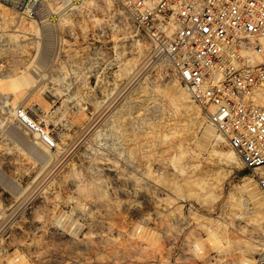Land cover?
Returning a JSON list of instances; mask_svg holds the SVG:
<instances>
[{
	"label": "rangeland",
	"instance_id": "rangeland-1",
	"mask_svg": "<svg viewBox=\"0 0 264 264\" xmlns=\"http://www.w3.org/2000/svg\"><path fill=\"white\" fill-rule=\"evenodd\" d=\"M7 69L30 73L31 86L4 94L58 144L14 119L0 124V264L264 257L251 171L236 152L234 166L217 156L233 149L117 0H0L1 80Z\"/></svg>",
	"mask_w": 264,
	"mask_h": 264
},
{
	"label": "built area",
	"instance_id": "built-area-1",
	"mask_svg": "<svg viewBox=\"0 0 264 264\" xmlns=\"http://www.w3.org/2000/svg\"><path fill=\"white\" fill-rule=\"evenodd\" d=\"M170 62L264 196V0H117ZM12 117L50 148L57 134L0 92ZM256 264H264V257Z\"/></svg>",
	"mask_w": 264,
	"mask_h": 264
},
{
	"label": "bare ground",
	"instance_id": "bare-ground-1",
	"mask_svg": "<svg viewBox=\"0 0 264 264\" xmlns=\"http://www.w3.org/2000/svg\"><path fill=\"white\" fill-rule=\"evenodd\" d=\"M73 7V6H72ZM44 18V17H43ZM50 34V33H49ZM24 37V36H23ZM41 41V40H40ZM48 42V41H47ZM10 43V42H9ZM4 44V43H3ZM41 44V43H40ZM5 52V51H4ZM36 54H38V52L36 53ZM42 57V56H41ZM15 60V59H14ZM33 61V60H32ZM37 61V60H36ZM40 61V60H39ZM21 63V62H20ZM43 65V64H42ZM45 65V64H44ZM21 66V65H20ZM26 66V65H25ZM81 66V65H80ZM27 67V66H26ZM32 67V66H31ZM25 68V67H24ZM15 69V68H14ZM26 69V68H25ZM39 69V68H38ZM43 69V68H42ZM134 69V68H133ZM4 70V69H3ZM34 70H35V68H34ZM16 71V70H15ZM14 71V72H15ZM33 71V70H32ZM22 73L19 75H16V76H13L14 74H10L9 73V71H8V69L6 70V73H4L3 74V77H5L6 79L5 80H1L0 79V92L1 93H5V92H7L6 90H8L9 88H14V90L13 91H17V90H24V88H27V86H31V76H30V73L27 71V70H23V71H21ZM37 72V71H36ZM41 72V71H40ZM18 73V72H17ZM16 73V74H17ZM20 73V72H19ZM42 73H43V71H42ZM41 73V74H42ZM44 74V73H43ZM46 74V73H45ZM40 75V74H39ZM136 75V74H135ZM136 77V76H135ZM134 77V78H135ZM37 78V77H36ZM132 78V77H131ZM35 79V78H34ZM39 81V80H38ZM131 83V82H130ZM40 84V83H39ZM52 84V83H51ZM17 88V89H16ZM125 89V88H124ZM12 91V90H11ZM13 93V92H12ZM61 100V99H60ZM14 101H15V99H14ZM14 103V102H13ZM16 104V103H15ZM35 109L36 110H38V111H42V109H41V106H39V107H35ZM95 117V116H94ZM102 117V116H101ZM114 117V116H113ZM90 119H92V118H90ZM13 120V118L12 117H8V116H4L3 118H1L0 119V124H2L3 125V123H7V122H11ZM53 120V119H52ZM94 122H92L91 124L92 125H94L93 124ZM10 125V124H9ZM90 125V124H89ZM89 125H87L86 126V131H87V127H89ZM91 125V126H92ZM97 125V124H96ZM93 127V126H92ZM91 127V128H92ZM6 128V127H5ZM100 129V128H99ZM92 130V129H91ZM85 131V130H84ZM83 131V132H84ZM90 132V131H89ZM88 132V133H89ZM125 132V131H124ZM215 132V131H214ZM112 133V132H111ZM85 134H86V132H85ZM17 136H20L18 133H17ZM77 136V135H76ZM205 136H206V138H208V139H211V138H213L214 137V133H213V131L212 130H208V131H206V133H205ZM215 137L216 138H218V137H220V138H222V136H220L219 134H215ZM60 138V137H59ZM85 141H86V139H85ZM41 142V141H40ZM77 142V141H76ZM36 143H38V141H35V142H33V143H31L30 145H29V149H30V151L32 152V153H34L35 155H37L36 154V152L35 151H33L32 149H38V146H36L37 144ZM42 143V142H41ZM43 144V143H42ZM112 144V143H111ZM44 145V144H43ZM113 145V144H112ZM46 146V145H45ZM70 148V147H69ZM186 148V147H185ZM109 150V149H108ZM215 150V149H214ZM44 153V152H43ZM212 153V152H211ZM216 153H217V156L218 157H220V158H223L229 165H231V166H234V165H236L237 163H238V157L236 156V154H235V151H226V150H216ZM215 153V154H216ZM49 154V153H48ZM214 154V153H213ZM213 154H211L212 156H213ZM38 156V155H37ZM109 156V155H108ZM188 156V155H187ZM216 156V155H215ZM129 160V159H128ZM107 162V161H106ZM130 165V164H129ZM108 169L112 172V174H113V176H114V179L116 180V181H119L121 178H122V174L121 173H119L118 172V170H116L114 167H108ZM124 173V172H123ZM126 175V174H125ZM46 177V176H45ZM250 176H245V178L244 179H248ZM244 187V190H246V191H249L250 192V186L249 185H245V186H243ZM28 190V189H27ZM37 190V189H36ZM35 193V192H34ZM250 195H251V197H252V199L253 200H255L256 198H257V195H256V193L254 194V193H250ZM22 197V196H21ZM27 201V200H26ZM28 202V201H27ZM38 203V202H37ZM44 204V203H43ZM129 209V208H128ZM263 212H264V210H263ZM258 213V212H257ZM259 214V213H258ZM4 215V214H3ZM216 232H217V230H216ZM103 233V232H102ZM210 235V234H209ZM210 237V236H209ZM213 237H214V235H213ZM221 237V236H220ZM223 237V236H222ZM207 238V237H206ZM230 239V238H229ZM217 240V239H216ZM220 240V239H219ZM226 240V239H225ZM92 241V240H91ZM222 241V240H221ZM207 242V241H206ZM197 243H199L198 241H197ZM263 246H264V244H263ZM223 248V247H222ZM230 253V252H229ZM244 264H256V261L252 258H246L245 259V261H244Z\"/></svg>",
	"mask_w": 264,
	"mask_h": 264
}]
</instances>
